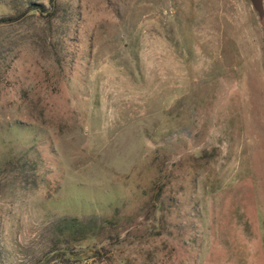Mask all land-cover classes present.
Masks as SVG:
<instances>
[{"label":"rangeland","instance_id":"374dc122","mask_svg":"<svg viewBox=\"0 0 264 264\" xmlns=\"http://www.w3.org/2000/svg\"><path fill=\"white\" fill-rule=\"evenodd\" d=\"M53 1L0 0V264H264V12Z\"/></svg>","mask_w":264,"mask_h":264},{"label":"trees","instance_id":"16d2710c","mask_svg":"<svg viewBox=\"0 0 264 264\" xmlns=\"http://www.w3.org/2000/svg\"><path fill=\"white\" fill-rule=\"evenodd\" d=\"M28 10H35L38 12L48 11V16H50L51 19L55 18L57 12L53 0H50L49 8H47L44 4L41 3H36V2L29 3ZM22 16H23L22 13H17L14 15H1L0 25L17 22L19 19H21Z\"/></svg>","mask_w":264,"mask_h":264},{"label":"water","instance_id":"95a60500","mask_svg":"<svg viewBox=\"0 0 264 264\" xmlns=\"http://www.w3.org/2000/svg\"><path fill=\"white\" fill-rule=\"evenodd\" d=\"M254 9L258 12L259 15H262L263 10V0H250Z\"/></svg>","mask_w":264,"mask_h":264},{"label":"crops","instance_id":"0c3cea01","mask_svg":"<svg viewBox=\"0 0 264 264\" xmlns=\"http://www.w3.org/2000/svg\"><path fill=\"white\" fill-rule=\"evenodd\" d=\"M168 75V74H167ZM164 81L168 82L169 83V78L167 77H164Z\"/></svg>","mask_w":264,"mask_h":264}]
</instances>
